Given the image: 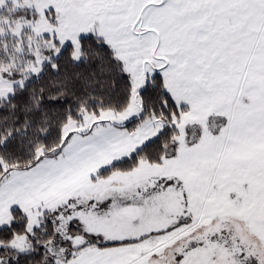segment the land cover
<instances>
[{"label":"snow or ice","instance_id":"snow-or-ice-1","mask_svg":"<svg viewBox=\"0 0 264 264\" xmlns=\"http://www.w3.org/2000/svg\"><path fill=\"white\" fill-rule=\"evenodd\" d=\"M0 264H264V0H0Z\"/></svg>","mask_w":264,"mask_h":264}]
</instances>
